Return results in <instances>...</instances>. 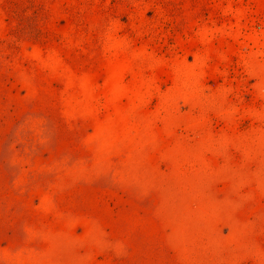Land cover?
<instances>
[{
    "label": "rangeland",
    "instance_id": "374dc122",
    "mask_svg": "<svg viewBox=\"0 0 264 264\" xmlns=\"http://www.w3.org/2000/svg\"><path fill=\"white\" fill-rule=\"evenodd\" d=\"M0 264H264V0H0Z\"/></svg>",
    "mask_w": 264,
    "mask_h": 264
}]
</instances>
